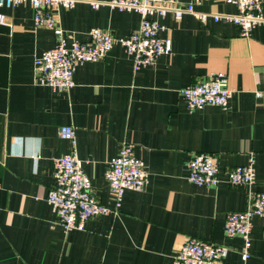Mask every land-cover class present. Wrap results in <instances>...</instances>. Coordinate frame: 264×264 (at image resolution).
Listing matches in <instances>:
<instances>
[{
    "label": "crops",
    "instance_id": "obj_1",
    "mask_svg": "<svg viewBox=\"0 0 264 264\" xmlns=\"http://www.w3.org/2000/svg\"><path fill=\"white\" fill-rule=\"evenodd\" d=\"M195 9L237 13L224 0ZM53 12L75 39L89 41L99 27L117 41L105 57L77 66L71 89H55L35 72L36 57L56 44L54 31L36 26L30 2L0 6V264H173L188 236L228 245L221 264H264V216L253 219L249 258L244 238L225 231L227 214L247 209L249 193L264 190V25L243 36L233 23L170 11L156 18L171 52L136 67L118 39L139 30L140 13L86 1ZM218 71L233 90L228 106L189 109L181 89ZM62 125L74 127L92 189L112 210L84 229H66L47 200L54 158L74 147L60 136ZM125 142L149 176L117 204L106 172ZM201 152L219 159L217 186L187 178ZM252 160L256 184L231 185L226 171Z\"/></svg>",
    "mask_w": 264,
    "mask_h": 264
},
{
    "label": "built area",
    "instance_id": "obj_2",
    "mask_svg": "<svg viewBox=\"0 0 264 264\" xmlns=\"http://www.w3.org/2000/svg\"><path fill=\"white\" fill-rule=\"evenodd\" d=\"M80 1L89 2L94 8L109 5L120 10H134L141 15V26L128 37L118 39L126 51L135 58V66L153 64L162 55L171 52L172 41L161 36L165 25L156 18H164L173 11L177 18L185 12L196 14L202 21L212 17L238 26L243 36L264 25V0H224L237 6V13L198 12L196 3L209 0H192L178 6L180 0H0V6L12 7L30 2L34 9L36 26L50 28L56 35L54 47L35 59L36 81L55 89L69 90L75 85L74 74L79 64L105 57L117 38L110 31L93 27L90 40L81 41L68 35L54 14V7L73 8ZM0 21L2 16L0 15ZM233 90L226 72L210 73L206 78L181 89L186 106L193 110L208 105L226 108ZM262 93L257 92L260 96ZM76 133L72 125H62L60 136L70 140L74 147L62 156L54 158V183L47 200L56 212L58 222L66 229H84L86 222L112 210L96 197L92 183L79 159ZM253 160L248 164L235 165L226 171L228 182L233 186L256 184ZM148 170L143 159L134 151V145L125 142L114 156L106 172V178L120 204L128 189L143 190L148 182ZM188 180L199 186H217L221 180L218 157L213 153L195 154L188 164ZM264 216V190L250 192L248 207L227 214L225 225L228 237L241 236L245 240L243 257L249 258L253 219ZM228 245L216 244L195 236H188L176 254L173 264H221L230 252Z\"/></svg>",
    "mask_w": 264,
    "mask_h": 264
}]
</instances>
